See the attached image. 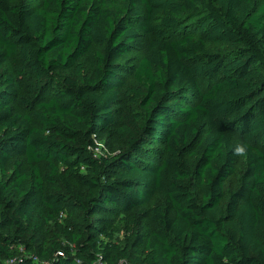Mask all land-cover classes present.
I'll return each mask as SVG.
<instances>
[{"label":"trees","instance_id":"obj_1","mask_svg":"<svg viewBox=\"0 0 264 264\" xmlns=\"http://www.w3.org/2000/svg\"><path fill=\"white\" fill-rule=\"evenodd\" d=\"M0 264H264V0H0Z\"/></svg>","mask_w":264,"mask_h":264},{"label":"rangeland","instance_id":"obj_2","mask_svg":"<svg viewBox=\"0 0 264 264\" xmlns=\"http://www.w3.org/2000/svg\"><path fill=\"white\" fill-rule=\"evenodd\" d=\"M13 4H18L22 2L23 0H10ZM145 49L144 46L141 44L140 46L132 49L130 52H128L120 61V67H119V77L120 79L124 82L125 87L122 92V103L124 105H129L131 104L133 98H134V92L133 89L138 87V84L135 80V72L136 69L140 63V61L143 58ZM84 61V60H83ZM2 72L5 76L12 77L15 80L16 88L19 94H21L24 90L25 84L27 82V79L25 76H20L17 73L16 67L11 64V63H6L2 67ZM72 75V71H68L65 73L58 74L55 79L58 83L62 82L63 78L66 76ZM51 95H47L46 99H49ZM13 107L17 113L20 114H31V111L25 109L23 106L18 104L16 101L13 104ZM138 111H141V108L139 106H134ZM244 140L241 136L235 135V143L238 144H243ZM100 149L101 153L106 154L104 144H100ZM101 156V155H100ZM245 159H241V162L238 166V170L235 176L231 177L228 182L226 183V192H227V197L230 196V194L235 191L241 181L242 174L245 170ZM122 218L120 216L119 218L116 219L117 227L120 232H118L115 235L116 239H121L123 238V231L120 227L119 219ZM152 229L151 226H149L147 223H144V230L145 232H149Z\"/></svg>","mask_w":264,"mask_h":264},{"label":"clouds","instance_id":"obj_3","mask_svg":"<svg viewBox=\"0 0 264 264\" xmlns=\"http://www.w3.org/2000/svg\"><path fill=\"white\" fill-rule=\"evenodd\" d=\"M233 155L245 157L247 155V147L244 144H238L233 150Z\"/></svg>","mask_w":264,"mask_h":264},{"label":"built area","instance_id":"obj_4","mask_svg":"<svg viewBox=\"0 0 264 264\" xmlns=\"http://www.w3.org/2000/svg\"><path fill=\"white\" fill-rule=\"evenodd\" d=\"M94 153H95L96 156L102 155L100 146L94 150Z\"/></svg>","mask_w":264,"mask_h":264}]
</instances>
